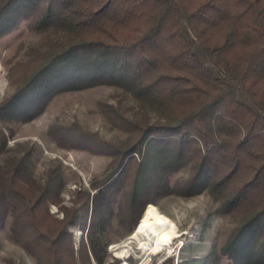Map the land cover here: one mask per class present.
<instances>
[{
    "label": "trees",
    "instance_id": "1",
    "mask_svg": "<svg viewBox=\"0 0 264 264\" xmlns=\"http://www.w3.org/2000/svg\"><path fill=\"white\" fill-rule=\"evenodd\" d=\"M24 23L44 38L10 69L0 125L30 120L54 94L99 84L130 94L139 116L107 111L128 133L120 144L50 126L58 145L114 158L68 208L60 171L38 183L29 152L10 156L0 130V228L10 219L9 239L35 264H117L106 241L113 196L130 235L157 197L206 192L242 223L203 264H264V0H0V39ZM182 169L188 177L171 184ZM71 227L82 232L77 243Z\"/></svg>",
    "mask_w": 264,
    "mask_h": 264
},
{
    "label": "rangeland",
    "instance_id": "2",
    "mask_svg": "<svg viewBox=\"0 0 264 264\" xmlns=\"http://www.w3.org/2000/svg\"><path fill=\"white\" fill-rule=\"evenodd\" d=\"M43 38V35L32 31L24 23L0 39V102L14 91L9 79L10 69L26 60L28 50L41 46ZM110 109L132 121L139 116L137 104L130 94L116 86L99 84L54 94L35 117L20 124L0 125V130L8 137L7 147L12 149L10 156H22L29 152V170L38 183L45 181L48 170L60 171L63 181L61 205L68 208L73 205L75 192L90 191L91 183L102 178L114 158L108 154L60 146L49 136L50 126L56 123L65 127L75 125L107 142L120 144L127 139L128 133L108 117L107 111ZM149 116L152 122L156 120L154 113ZM4 159L0 158L3 167ZM188 174L187 169L179 170L171 184L187 178ZM119 202V195L112 197L114 217L106 232L109 263L162 264L173 258L174 264H203V259L213 249L219 252L231 232L242 223L240 218L219 213V203L206 192L189 197L175 194L159 196L152 205L176 224L178 235L170 248L155 255L144 254L135 243L130 244L132 233L127 235L124 227L118 223L116 216L120 213ZM50 213L62 218L57 206L52 205ZM9 228L10 219H7L4 227L0 228V264H35L33 258L9 239ZM70 232L77 243L82 232L74 227L70 228ZM218 264L232 263L220 257Z\"/></svg>",
    "mask_w": 264,
    "mask_h": 264
},
{
    "label": "bare ground",
    "instance_id": "3",
    "mask_svg": "<svg viewBox=\"0 0 264 264\" xmlns=\"http://www.w3.org/2000/svg\"><path fill=\"white\" fill-rule=\"evenodd\" d=\"M177 235L176 224L156 206L149 205L130 237V244L135 243L137 249L144 254L155 255L170 248Z\"/></svg>",
    "mask_w": 264,
    "mask_h": 264
}]
</instances>
